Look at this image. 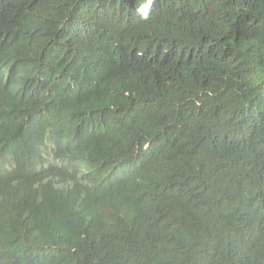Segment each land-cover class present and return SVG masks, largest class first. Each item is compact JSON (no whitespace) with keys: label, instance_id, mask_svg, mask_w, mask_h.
Masks as SVG:
<instances>
[{"label":"trees","instance_id":"1","mask_svg":"<svg viewBox=\"0 0 264 264\" xmlns=\"http://www.w3.org/2000/svg\"><path fill=\"white\" fill-rule=\"evenodd\" d=\"M137 1L0 0V264H264V0Z\"/></svg>","mask_w":264,"mask_h":264},{"label":"clouds","instance_id":"2","mask_svg":"<svg viewBox=\"0 0 264 264\" xmlns=\"http://www.w3.org/2000/svg\"><path fill=\"white\" fill-rule=\"evenodd\" d=\"M156 3H157V0H138L134 5V9L135 11L137 10V13L141 12V13H146L147 15H149V12H152V10L155 8ZM146 14L142 15V18L146 19L147 18ZM44 118L46 117L42 116L40 122L37 124H32V125L23 124L24 128L20 127V131L18 132L23 137V140H22L23 149H26L29 147H31V149H36L38 150L40 156L47 153L50 149L55 148L56 143L59 144V141H60L59 140V133H60L59 129H57L56 134H55V131H53V133L55 134V137L52 141L46 142V143L41 141L42 131H43V129H41L42 119Z\"/></svg>","mask_w":264,"mask_h":264}]
</instances>
